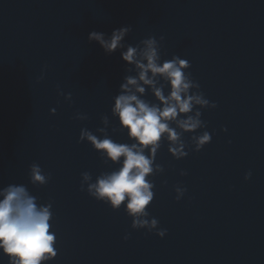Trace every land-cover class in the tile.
I'll return each mask as SVG.
<instances>
[{
	"label": "water",
	"instance_id": "obj_1",
	"mask_svg": "<svg viewBox=\"0 0 264 264\" xmlns=\"http://www.w3.org/2000/svg\"><path fill=\"white\" fill-rule=\"evenodd\" d=\"M121 26L132 45L162 36V59H186L217 105L202 110L214 134L200 151L174 159L161 141L147 211L163 238L80 188L82 172L95 179L118 167L77 142L81 128L98 135L107 116L109 136L130 142L111 115L128 66L87 40ZM144 98L153 99L147 89ZM32 163L50 174L46 185L29 183ZM8 184L52 204L57 255L47 264H264V0H0V187Z\"/></svg>",
	"mask_w": 264,
	"mask_h": 264
},
{
	"label": "clouds",
	"instance_id": "obj_2",
	"mask_svg": "<svg viewBox=\"0 0 264 264\" xmlns=\"http://www.w3.org/2000/svg\"><path fill=\"white\" fill-rule=\"evenodd\" d=\"M130 31V26H121L110 34L91 31L87 36L105 55L119 51L120 59L128 66L129 74L123 77L118 94L112 98L111 115L119 124L112 131H125L130 142L118 143L109 136L107 116L101 117L103 126L96 129L98 135L81 128L77 142H87L103 162L118 167L101 172L95 179L89 172H82L80 188L113 210L123 204L132 229H144L163 238L167 230L159 228V221L147 211L154 198L151 177L163 172L161 165L154 163L161 141L167 144V152L174 159L186 157L189 150L200 151L214 134L204 130L207 124L201 119L202 110L215 109L217 105L201 91L188 71L190 64L186 59L177 55L162 59V36H148L132 45L125 42ZM146 89L151 101L144 98ZM64 98L70 100L71 95L65 94ZM49 112L55 114V109ZM74 118L86 120L87 115L77 112ZM185 134H190L187 141ZM186 174L180 172L182 176ZM28 176L34 186H44L50 179V174L37 163L29 165ZM250 176L251 172H246L244 179ZM173 190L177 201L186 192L179 185ZM51 209L50 202L40 203L24 184L0 187V255L7 257L8 264H47L57 255L56 233L50 231Z\"/></svg>",
	"mask_w": 264,
	"mask_h": 264
}]
</instances>
